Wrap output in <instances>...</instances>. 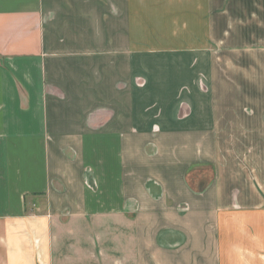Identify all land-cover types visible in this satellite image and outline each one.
<instances>
[{
    "label": "crops",
    "instance_id": "obj_1",
    "mask_svg": "<svg viewBox=\"0 0 264 264\" xmlns=\"http://www.w3.org/2000/svg\"><path fill=\"white\" fill-rule=\"evenodd\" d=\"M0 264H264V0H0Z\"/></svg>",
    "mask_w": 264,
    "mask_h": 264
}]
</instances>
